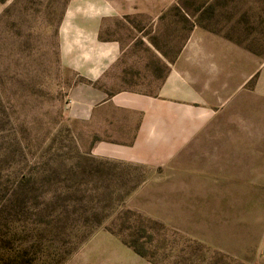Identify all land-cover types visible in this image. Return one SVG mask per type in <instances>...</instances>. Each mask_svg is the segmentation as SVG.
Masks as SVG:
<instances>
[{
    "label": "rangeland",
    "instance_id": "1",
    "mask_svg": "<svg viewBox=\"0 0 264 264\" xmlns=\"http://www.w3.org/2000/svg\"><path fill=\"white\" fill-rule=\"evenodd\" d=\"M74 1L118 12L100 25L99 38L121 45L97 82L107 93L154 92L196 26L244 40L264 62V0H0V264H264V187L210 202L190 170L93 153L75 118L84 80L63 64ZM140 226L157 263L123 241Z\"/></svg>",
    "mask_w": 264,
    "mask_h": 264
},
{
    "label": "crops",
    "instance_id": "2",
    "mask_svg": "<svg viewBox=\"0 0 264 264\" xmlns=\"http://www.w3.org/2000/svg\"><path fill=\"white\" fill-rule=\"evenodd\" d=\"M109 16H118L110 2L74 1L61 26L63 64L84 80L73 93L75 118L91 128L93 153L190 170L186 179L205 186L210 202H227L229 187H241L240 194L259 192L264 187L260 51L242 39L196 26L154 92L107 93L97 82L121 52L118 40L99 38L102 18Z\"/></svg>",
    "mask_w": 264,
    "mask_h": 264
},
{
    "label": "trees",
    "instance_id": "3",
    "mask_svg": "<svg viewBox=\"0 0 264 264\" xmlns=\"http://www.w3.org/2000/svg\"><path fill=\"white\" fill-rule=\"evenodd\" d=\"M209 30V29H208ZM212 31V30H211ZM215 32V31H214ZM127 213H129L130 215L132 214V212L130 211H126ZM126 213H125V219H126ZM137 219H139L141 221V225L147 224L146 219L141 218L139 216H137ZM127 221V220H126ZM153 224H155L156 226H159L160 228H164L162 225L156 223L155 221L152 222ZM128 227L124 225V222L120 223V228L118 230H116L117 232H121L125 229H127ZM138 231H140L141 233H139ZM150 234L147 233V229L145 226H140L139 230L137 231H128L126 233V236H123V241L124 243H126L129 247L132 248V250L134 252H136L138 255L142 256V257H146L147 259H149L152 263H157L153 260V257L149 254L146 253L145 249H144V243L146 242L145 237L149 236ZM142 239V242H139V240ZM159 264V263H158Z\"/></svg>",
    "mask_w": 264,
    "mask_h": 264
}]
</instances>
